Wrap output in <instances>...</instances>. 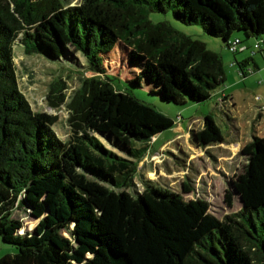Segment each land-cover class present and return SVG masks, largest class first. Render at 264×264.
Segmentation results:
<instances>
[{
    "label": "trees",
    "instance_id": "1",
    "mask_svg": "<svg viewBox=\"0 0 264 264\" xmlns=\"http://www.w3.org/2000/svg\"><path fill=\"white\" fill-rule=\"evenodd\" d=\"M154 10L227 46L235 33L244 43L264 38V0H0V235L17 247L0 264H264V135L242 146L233 189L243 204L223 219L206 199L149 179L130 191L149 142L175 121L116 89L109 58L118 55L128 81L181 105L226 82L222 55L154 23ZM18 37L26 54L72 69L81 53L94 73L70 94L63 77L50 84L48 103L68 111L67 140L54 129L58 115L33 110L19 85ZM17 207L40 219L33 230L24 232Z\"/></svg>",
    "mask_w": 264,
    "mask_h": 264
},
{
    "label": "rangeland",
    "instance_id": "2",
    "mask_svg": "<svg viewBox=\"0 0 264 264\" xmlns=\"http://www.w3.org/2000/svg\"><path fill=\"white\" fill-rule=\"evenodd\" d=\"M79 1L71 0L72 5ZM148 17L154 23L168 21L178 32L206 43L211 51L219 53L220 48L216 44H220L218 42L222 44V39L207 34L202 25L183 23L174 16L172 10L148 11ZM249 41L256 40L250 38ZM24 50V46L20 44V37H18L14 54L19 85L29 99L33 110L58 115L54 129L62 139L67 140L70 128L66 121V108H52L48 103L47 94L50 84L63 77L68 86L67 94H70L80 85L84 76H91L94 73L87 70V61L81 53H77L80 69L78 67L72 69L69 68L73 67L71 64L65 65L60 61L52 62L38 54H26ZM231 54L234 55L233 52ZM238 55L241 53L239 52ZM122 66L117 54L109 58L108 71L113 73L110 74L113 86L123 92L135 94L138 99L152 105L175 121L174 127L164 130L153 141H150L149 154L158 153L149 155L141 161L135 186L130 191L134 194L138 190L142 191L145 179H149L156 186L177 191L186 200L206 199L210 204V211L220 219L239 211L242 207L241 198L235 193L231 184L242 172L246 162L241 149L252 137L253 122L250 108L254 109L257 105L256 100H251L250 106L244 104L245 102L241 103L239 113L237 112L242 128V138L247 140L224 139V136L234 132V128L231 122L224 123L214 115L213 117H216L214 120L218 125L213 126L210 123L211 106L215 105L213 101L200 104L190 101L183 105L167 102L162 96L153 94L152 90L146 86H139L135 81H128L126 76L130 74L127 67ZM259 134L264 135V122H262ZM148 171H153V175L151 176ZM185 183L188 184L186 191L183 188ZM228 192L233 193L230 206L226 202L229 199ZM13 212L14 217L24 222L25 232L33 230L40 221L31 214L27 207H17ZM64 234L74 239L72 225L64 230ZM1 237L0 235V245L3 248L17 250L16 245L4 242Z\"/></svg>",
    "mask_w": 264,
    "mask_h": 264
},
{
    "label": "crops",
    "instance_id": "3",
    "mask_svg": "<svg viewBox=\"0 0 264 264\" xmlns=\"http://www.w3.org/2000/svg\"><path fill=\"white\" fill-rule=\"evenodd\" d=\"M235 37H241V39H244L240 33H235L232 36V38ZM218 43L220 44L216 45L220 48L219 54L222 55L221 57L226 68V82L213 91L211 98L204 101H213L215 104L214 106H211L212 113L210 116L212 117H209L210 123H212L213 126L218 125L214 120L216 117L224 123L229 121L232 123L234 132L224 136V139L247 140L242 138V128L239 124L237 115L239 113L240 106H242L241 103L245 102L244 104L247 105L251 100H256L257 105L254 106V109L250 108L252 112L253 126L252 137H250L249 140H253L256 135L263 136L259 133L262 128V122H264V47L254 50L253 46L255 41L251 42L247 40L244 43L246 45V49L243 51L233 52L228 48L224 41L222 44L221 42ZM231 52H233L234 55H232ZM239 52L241 55H238ZM250 69H253V72H250ZM248 106H250V104ZM213 115L216 117H213ZM158 136L159 134L156 137ZM149 152L150 148L142 160L147 158L149 155L158 153L151 152V154H149ZM148 172L149 174L153 173V171ZM0 246V257L2 254L4 255L5 253L12 251V249H6L3 248L2 245Z\"/></svg>",
    "mask_w": 264,
    "mask_h": 264
},
{
    "label": "built area",
    "instance_id": "4",
    "mask_svg": "<svg viewBox=\"0 0 264 264\" xmlns=\"http://www.w3.org/2000/svg\"><path fill=\"white\" fill-rule=\"evenodd\" d=\"M254 50L261 49L264 47V38L257 39L254 43ZM228 48L233 52L243 51L246 49V45L244 44L243 40L240 37L231 38L228 42ZM250 72H253V69L249 70ZM259 99V97H258ZM43 104V103H42ZM65 108V106H62ZM264 108V107H263ZM58 109V108H57ZM66 112V118L68 117V111Z\"/></svg>",
    "mask_w": 264,
    "mask_h": 264
},
{
    "label": "water",
    "instance_id": "5",
    "mask_svg": "<svg viewBox=\"0 0 264 264\" xmlns=\"http://www.w3.org/2000/svg\"><path fill=\"white\" fill-rule=\"evenodd\" d=\"M231 185L233 186V184H231ZM242 201H243V200L241 199V201H240V202H241V204H243V202H242ZM35 218H36V217H35ZM38 219H39V218H38ZM24 232H25V231H24ZM24 232H23V233H24Z\"/></svg>",
    "mask_w": 264,
    "mask_h": 264
}]
</instances>
